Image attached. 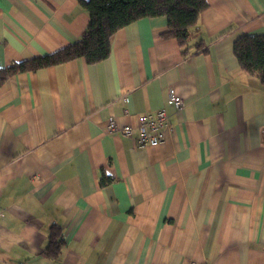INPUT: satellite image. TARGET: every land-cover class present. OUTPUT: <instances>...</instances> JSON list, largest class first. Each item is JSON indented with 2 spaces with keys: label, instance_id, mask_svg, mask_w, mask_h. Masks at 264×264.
<instances>
[{
  "label": "crops",
  "instance_id": "obj_1",
  "mask_svg": "<svg viewBox=\"0 0 264 264\" xmlns=\"http://www.w3.org/2000/svg\"><path fill=\"white\" fill-rule=\"evenodd\" d=\"M207 2L187 56L163 38L166 17L142 19L100 63L3 85L0 264H264V87L234 54L238 38L264 34V0ZM88 23L79 0H0V67L68 47ZM163 108L159 146L107 132L111 118L136 127Z\"/></svg>",
  "mask_w": 264,
  "mask_h": 264
},
{
  "label": "trees",
  "instance_id": "obj_2",
  "mask_svg": "<svg viewBox=\"0 0 264 264\" xmlns=\"http://www.w3.org/2000/svg\"><path fill=\"white\" fill-rule=\"evenodd\" d=\"M89 16L88 27L74 44L55 53L26 61L13 62L8 68L0 67V89L13 76L35 72L43 68L84 59L88 64L106 60L111 53V39L121 29L142 19L166 17L168 30L165 39H175L183 56L190 54L189 36L200 16L209 8L207 0H79ZM203 44L195 46L201 50ZM234 54L241 69L255 75L264 87V34L243 35L234 44ZM104 177L101 184L110 183ZM48 256H56L63 237L58 228L51 229Z\"/></svg>",
  "mask_w": 264,
  "mask_h": 264
},
{
  "label": "built area",
  "instance_id": "obj_3",
  "mask_svg": "<svg viewBox=\"0 0 264 264\" xmlns=\"http://www.w3.org/2000/svg\"><path fill=\"white\" fill-rule=\"evenodd\" d=\"M128 102V98L125 99ZM167 105L177 111L185 108V101L183 98L177 96L173 89L169 90ZM170 127V120L166 108L161 109L155 114H144L139 117L136 127L126 125L119 128L115 119L111 118L107 126L109 134L120 133L123 136L135 140L139 147H155L164 142L165 132ZM190 264H200L191 262Z\"/></svg>",
  "mask_w": 264,
  "mask_h": 264
}]
</instances>
